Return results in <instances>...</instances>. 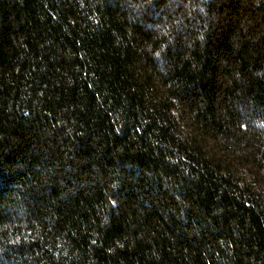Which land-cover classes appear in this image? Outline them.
I'll use <instances>...</instances> for the list:
<instances>
[{"label": "trees", "instance_id": "16d2710c", "mask_svg": "<svg viewBox=\"0 0 264 264\" xmlns=\"http://www.w3.org/2000/svg\"><path fill=\"white\" fill-rule=\"evenodd\" d=\"M0 264H264V0H0Z\"/></svg>", "mask_w": 264, "mask_h": 264}]
</instances>
